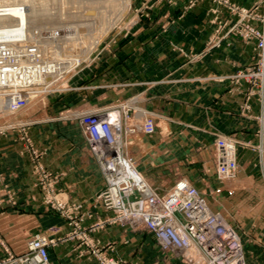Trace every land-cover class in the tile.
Wrapping results in <instances>:
<instances>
[{
  "label": "rangeland",
  "instance_id": "obj_1",
  "mask_svg": "<svg viewBox=\"0 0 264 264\" xmlns=\"http://www.w3.org/2000/svg\"><path fill=\"white\" fill-rule=\"evenodd\" d=\"M39 1L41 2L38 7L42 12L38 15L34 24L31 22L27 25V31L30 32V39H32L30 41L37 42L39 45L41 43V61H61L62 63H58V66H60L58 68L63 71L59 70L60 73L55 77H53V73L50 72L48 75H51V80L54 81V84L49 86V88H47L48 90L43 89V91L35 97L26 101L24 105L13 108L11 111L9 109L10 112H8V108L3 110V108L7 107V104H1L0 119L12 117L26 121H33V123L25 128L26 136L31 139L36 148L43 152L40 162L43 168L50 172L47 180L43 178V176H40L39 172L33 171L35 163L30 159V156L23 151V138L21 137L24 134L23 132H4L0 135L12 133L21 142L19 153L26 155L29 160L30 173L34 179L33 185L40 193V200L44 210L47 212H54L69 228L62 235H56L59 227L54 225L49 226L46 233L43 234L25 233L22 240H19L20 242L16 245L18 248L15 250L11 246L5 244L0 234V250L4 252L3 255L0 254V259H6L10 253L12 255H20L26 252L28 248V238L30 236L38 234L59 238L74 231L75 226L72 223H69L67 217L61 215L55 208L46 206V186H49L48 181L50 180L53 188V196L56 195L69 204L79 205V208L73 212V215L81 218L79 221V227L81 230L83 229L84 236H82V238L78 237L74 231L70 239L57 240L55 244L49 245L47 247L48 259L50 247L57 246L64 241H76V245L79 248V254L88 258H94L96 264H106L108 258L119 260L122 264H137L136 261L128 260L123 257H114L109 254L108 250L113 249L111 247L112 244L110 242L101 243L98 239L93 238L92 236L93 232L108 224H120L129 228L131 231H143L148 234L147 254L148 261H151V264H192L187 259L190 257L188 255L190 250H175V248L161 243L156 234L149 229H133L127 224L120 222L109 223L108 221H105L109 217L114 216L112 208H106L101 198L98 197L99 193L107 187V182L99 170L94 156L88 150V141L86 139V134L82 129L81 122L83 120L80 117H71L69 113L73 111H84L92 112V114L97 113L99 115L102 113L98 110L104 109L106 106L123 103L122 106H124V112H120L121 114L119 115L121 116V121L119 122V137L122 145V153L124 155L126 154L136 170L144 176L145 180L158 194H166L174 185L175 181L183 177L199 191L200 196L204 199L209 208L208 199L214 201V207H216L217 210L210 209L222 217L237 233L242 247L244 264H246L243 241L240 237V233L238 232L237 227L233 224L234 221L229 217L224 216V214L219 211L221 207V201L219 198L220 195L224 193L233 194L238 190L251 188L253 180L252 178L239 177L236 172L234 177L231 178H223L219 176L216 171L215 159V142L218 136L234 139L236 155L238 141L230 134H216L214 137L211 150V160L213 175L217 183V186L215 187L203 180V188H197L188 177L179 174L178 171L180 170L178 168L177 160L173 159V156H168V159L165 160V162H159L157 157L161 158V156L157 155L156 142L154 141L153 145L149 146L146 144V137H153L157 132V127L160 126L159 123L161 124L163 120L162 117H160L161 112L156 109H148L142 105V101L145 99L142 95V90H134L135 86L136 89H139V86L129 84L130 82L128 78L131 75L136 79L132 80V82L138 81V83L144 82L148 85H155L158 82V79L162 78V75L156 78L157 73L169 71L168 69L170 68V71H172L177 62L169 63L163 67H158L160 66V63L154 65L147 64L144 66L137 63L141 61L135 62L130 60L129 57L134 54L133 57L137 56L143 58L144 56L147 58L154 57L155 59L159 55L161 56V59L158 62H162V59L167 61V58H176L175 56L181 53L187 60L196 61L212 50L219 48L222 44H229V36L237 37L245 43H251L253 56L249 64L245 66L234 64L236 69L233 72L222 75L213 74L211 79L215 82H226L229 91H240V113L253 118L260 125H264V102L261 103V101H264V96L259 95L264 94V62H256L258 61V53L261 52V48L256 45L258 39L246 40L242 38L239 31H233L231 29L234 26L241 25V23H248L259 31L264 32V0H256L254 4L249 7L237 4L232 0H209L212 6L208 8V11L213 15L210 21L215 24V27L207 37L203 47L196 51H186L183 49V47L178 44L179 41H181L180 38L177 36L174 37L173 33H164L165 36H161L162 38L159 39V47L153 43L154 45L149 44L144 47L143 50H139L141 45L140 42L147 43L148 40L154 39L155 37L158 38L157 29L153 28L148 32L143 33L140 27L142 25L155 27L161 23V27L165 28L163 26L171 24L176 18L175 15L172 16L167 13L163 20L160 18L161 15L157 16V14H155V10H157L156 8L158 7L159 10L163 9L164 11L169 9V7L176 9L179 6V0ZM204 1L205 0H186L185 4L181 6V9L182 11L187 10ZM223 10L227 12L228 17H220V13ZM90 11H92V14H89ZM262 35H264V33H262ZM95 40L97 43H95ZM131 40L133 42L132 46L130 45L132 44ZM21 56H25V59H20L22 62L27 61L28 55ZM77 58L81 59L77 63L71 64L74 59ZM257 67L258 69H262L260 70L261 74L255 73ZM56 83L58 85H56ZM38 86H41V81L39 79L26 89ZM17 88L18 89L11 87L3 89L20 90V88L23 87ZM252 101H255L257 104V111L255 112L251 111ZM93 107L100 108L97 109L96 112L88 110ZM146 116L147 118H151L154 123L153 129L150 132L143 130L142 122ZM51 121H66L77 125L82 138L80 157L85 162L91 161L96 165L104 182L103 187L92 196V207L94 208L99 204L104 209L110 210V214L107 216L97 218L95 221L84 225L82 221L85 217H90L91 213L88 211L83 212L82 202L69 200L57 187L64 172L53 171L45 165L43 160L45 149L38 147L29 134V128L32 125L39 122ZM165 131L166 129L160 127L158 133L162 136L163 134H166ZM239 199L242 200V196ZM19 204L20 201L17 191L4 181V177L0 173V212L4 207H15V209H17L16 207H18ZM236 208L237 197L230 196L225 205V209L231 212L233 210L235 211ZM51 228H58V230L51 231Z\"/></svg>",
  "mask_w": 264,
  "mask_h": 264
},
{
  "label": "crops",
  "instance_id": "obj_2",
  "mask_svg": "<svg viewBox=\"0 0 264 264\" xmlns=\"http://www.w3.org/2000/svg\"><path fill=\"white\" fill-rule=\"evenodd\" d=\"M237 4L249 7L256 0H232ZM186 0L178 1V8H156L155 14L176 16L168 26L155 27L142 25V32L157 29L158 38L140 42L139 50L149 44L160 45L159 39L164 33H173L180 38V44L186 51L199 50L207 37L213 31L215 24L208 8L212 6L209 0L198 3L183 10L181 6ZM154 14V15H155ZM180 14V15H179ZM152 15V16H154ZM220 17L226 18V11H221ZM178 34V35H177ZM229 44H222L196 61L187 60L181 53L176 58L162 59L161 56L137 57L130 55V60L142 65L157 64L163 67L169 63L176 66L169 71L157 73L155 85L144 82L129 84L139 86L134 90L141 91L145 99L142 105L148 109L161 112L162 123L157 127L153 137H146L147 145L157 144L159 162H165L168 156L177 160L179 174L185 175L197 187L203 188L205 180L208 184L217 186L213 175L211 150L216 134H230L237 141V175L252 178L251 188L238 190L233 194H221L220 212L234 221L243 241L246 264H264V125L240 113V91H229L226 82H215L213 74L222 75L233 72L234 64L245 66L253 56L252 44L239 38L229 36ZM156 41V43H155ZM130 44L133 45L131 40ZM154 43V44H153ZM149 67V66H146ZM164 73V74H163ZM251 111H257L255 101L251 103ZM166 129V134L159 135V128ZM29 134L34 143L45 149L44 163L53 171H63L57 187L71 201L82 202V211L91 213L82 223L87 225L97 218L110 214V210L101 205L92 207V196L103 187V178L91 162H85L80 156L82 138L75 123L66 121L39 122L29 128ZM21 142L8 133L0 135V173L19 197L20 204L15 207H4L0 212V234L7 246L14 250L18 247L23 235L46 233L49 226H58L56 235H62L68 230L67 224L52 211H45L40 200V193L33 185L30 164L26 155L19 153ZM225 196V197H224ZM237 197V208L229 212L225 209L229 197ZM242 196V200L239 199ZM32 198V199H31ZM211 209L214 201L208 199ZM93 238L101 243L110 242L113 248L108 253L114 257H123L136 261L137 264H151L148 261V234L143 231H131L120 224H108L92 233ZM145 247V248H144ZM140 248V249H139ZM147 250V251H146ZM0 254L4 252L0 250ZM50 264H96L94 258L79 254L76 241H64L49 248Z\"/></svg>",
  "mask_w": 264,
  "mask_h": 264
},
{
  "label": "built area",
  "instance_id": "obj_3",
  "mask_svg": "<svg viewBox=\"0 0 264 264\" xmlns=\"http://www.w3.org/2000/svg\"><path fill=\"white\" fill-rule=\"evenodd\" d=\"M231 29L239 31L242 38L246 40L257 38L258 43L256 45L261 48V52L258 53V61L256 62H264V51H262L264 50V35H262L264 32L248 23H241V25ZM33 48L29 47V49ZM16 63L17 60L13 58L9 62V64H14L15 68ZM42 70L45 71L46 68ZM260 70L262 69L257 67L255 73L261 74ZM24 76H26L25 73ZM12 79H14L13 76L5 79L0 75V86L6 81L11 82ZM25 93L23 91V94H13V98H9L12 101L10 108L24 105L27 100ZM259 95L264 96V94ZM7 96H9L8 93H6ZM122 104L106 106L104 118L94 114L82 113L84 111L69 113L71 117H80L83 120L81 122L82 129L86 134L88 150L93 156V151L99 148L98 132L100 130H102L105 140L114 145L115 149L107 166L109 170L106 171L102 168L94 156L97 166L107 182V187L99 193L98 197L101 198L106 208H112L114 212V216L105 221L109 223L120 222L133 229H149L156 234L161 243L175 248V250L185 251L193 245L199 251L201 262L204 264H244L242 247L237 233L222 217L207 206L199 191L186 178L177 179L166 194L160 195L136 170L126 154L122 153L119 137L121 116L118 118V116L113 115L114 111L124 112ZM99 108L93 107L88 110L96 111ZM119 112L117 115H120ZM115 117L117 120L114 119ZM31 123L33 121L12 117L1 118L0 134L12 131L23 132L24 134L21 136L23 138V151L34 161L33 171L39 172L40 176L47 180L50 172L45 170L40 162L43 152L36 148L31 139L26 136L25 128ZM99 125L102 128H99ZM142 126L144 131L150 132L154 123L151 118L146 116ZM107 127L112 128L108 131ZM215 146L217 174L223 178L234 177L237 169L234 139L218 136ZM48 183L49 186H46V206L55 208L61 215L67 217L69 223L75 226L74 231L77 236L82 238L84 232L79 227L81 218L73 215L79 205L69 204L56 195L53 196L52 183L50 180ZM57 230L58 228H51V231ZM73 232L59 238L38 234L30 236L26 252L20 255L10 253L6 259H0V264H49L47 247L55 244L57 240L70 239ZM187 259L190 263L195 264L190 257ZM106 264H122V262L108 258Z\"/></svg>",
  "mask_w": 264,
  "mask_h": 264
},
{
  "label": "bare ground",
  "instance_id": "obj_4",
  "mask_svg": "<svg viewBox=\"0 0 264 264\" xmlns=\"http://www.w3.org/2000/svg\"><path fill=\"white\" fill-rule=\"evenodd\" d=\"M40 2L41 1L39 0H0V75L5 79L12 78V76L14 78L11 80V82L6 81L5 84L0 86V90H1L0 106L1 104L6 103L7 107L3 108V110L8 108L7 109L8 112H10L11 109H13L10 108L12 101L11 99H9L10 97L13 98L12 96L13 94H23V91H25L26 92L25 96L27 97L26 101H29L37 94H39L41 91H43V89H47L49 88V86H52V84H54V81L51 80V75H48L50 74V72H52L53 73L52 76L55 77L57 74L60 73L59 70L63 71L62 69L58 68L60 67L58 66V63H60L61 61L58 62H55L54 60H45L44 62L43 60L41 61L40 60L41 43L39 45V43L37 44V42L30 41L32 39H30L31 38L30 32L27 31L28 30L27 25L30 24L31 22L32 24H34L35 20H37L38 15L41 14L42 11L38 7ZM89 14H92V11H90ZM95 43H97L96 40ZM29 47H34V48L29 49ZM19 52H23L25 54ZM21 55H28L27 61L22 62L20 59L21 58L25 59V56L22 57ZM12 58L14 60H17L16 68L14 64H9ZM80 59L81 58L74 59V61L71 64L77 63ZM44 64H46V66H44ZM43 68H46V70L45 71L42 70ZM24 73L26 76H24ZM37 79L41 81V86L33 87V88L31 87L26 89L27 87L31 86L33 82L37 81ZM11 83L12 85H10ZM56 85L58 84L56 83ZM7 87L9 88L12 87L16 89H18L17 87H23V88H20V90L3 89ZM6 93H8L9 96L6 97ZM7 98L9 99V101ZM104 110L105 109L98 110L102 114L98 115L95 113L94 115L100 116V118H104V114H105ZM120 112L119 114H121ZM82 113L92 114V112H82ZM113 115L117 116V111H114ZM114 119H116V117ZM98 127L102 128L100 125ZM111 128L112 127L109 128L107 127L108 131ZM98 133L100 138V142L98 143L99 148L93 151V154L96 160L102 166V168H104L107 171L109 170L107 168L108 163L111 160V155L114 152L115 148L113 143H110L107 140H105L102 130H100V132ZM188 250H190L188 255L194 261L195 264H204L201 262L199 251L195 246L193 245L190 246Z\"/></svg>",
  "mask_w": 264,
  "mask_h": 264
}]
</instances>
